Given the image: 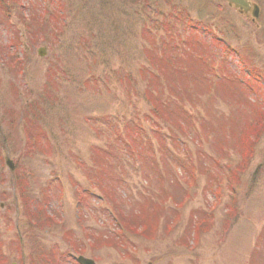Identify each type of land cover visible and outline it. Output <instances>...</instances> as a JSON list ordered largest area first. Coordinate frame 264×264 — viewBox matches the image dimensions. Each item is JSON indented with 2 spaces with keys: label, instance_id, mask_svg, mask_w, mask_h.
I'll return each mask as SVG.
<instances>
[{
  "label": "rangeland",
  "instance_id": "374dc122",
  "mask_svg": "<svg viewBox=\"0 0 264 264\" xmlns=\"http://www.w3.org/2000/svg\"><path fill=\"white\" fill-rule=\"evenodd\" d=\"M249 1L256 18L225 0H0V264H264V0Z\"/></svg>",
  "mask_w": 264,
  "mask_h": 264
},
{
  "label": "trees",
  "instance_id": "16d2710c",
  "mask_svg": "<svg viewBox=\"0 0 264 264\" xmlns=\"http://www.w3.org/2000/svg\"><path fill=\"white\" fill-rule=\"evenodd\" d=\"M151 63L153 64V61L151 60ZM162 65H164V63H163V61H162ZM150 66L151 67H153V65H151L150 64ZM140 71H141V73H142V75H143V77L147 80V81H149V87H151V86H153V85H155V86H157V77H156V75L154 74V72L152 71V68L150 69V70H141L140 69ZM130 75H131V73H130ZM120 76H121V74H120ZM125 76H127L124 80H125V83H126V86H128L127 88H129V89H132L133 90V83H134V80H130V78L128 77V75H125ZM122 77V76H121ZM147 94V93H146ZM148 95V97H149V99L151 100V103H152V109H153V113L155 114V116L154 117H157V121H158V119L161 121V122H163V120H168L167 119V117H170V113H169V107L167 106V105H169V103L168 102H166V101H163V99H162V94H161V92L160 91H157L156 93L153 91V90H150V92L147 94ZM161 101V102H160ZM169 108V109H168ZM179 113H180V115L181 116H183L184 115V112L183 113H181V111L180 112H178L177 114H176V117L179 115ZM179 115V116H180ZM175 123H177V122H173V124H175ZM131 124V123H130ZM131 128H132V126H131ZM120 135V134H119ZM117 138H119V136L117 137ZM117 140H119V139H117ZM131 141V140H130ZM105 155L106 156H111V157H113V160L118 164V162L121 160L120 159V155L118 154V156L116 157L115 156V154L113 155L112 154V152H106L105 153ZM150 160V159H149ZM147 161L145 162V163H143L144 164V167H146L147 166ZM148 166H150V170L151 171H155V168H154V163L153 162H149L148 163ZM168 169H170V166L169 167H167ZM113 179H115L116 180V183H119L118 181H117V178H113ZM119 184H121V183H119ZM101 185H103V183L102 184H100V186ZM50 188H52V185H51V187ZM46 192H47V190H45L44 192H43V194H42V196H41V201L45 204V203H47V202H50L51 200H52V190L50 189V194H47L46 195ZM45 193V194H44ZM101 196V195H100ZM101 197H103V196H101ZM37 207H39V206H37ZM40 212L41 211H39V212H37V217L35 218V219H38V216H39V218H40ZM27 218H28V220H26L25 219V221H26V223H28V222H31V221H33V219H31V215L28 213L27 215ZM34 219V220H35ZM129 223V222H128ZM140 227H142L143 229H142V231L141 232H144V230H146V228H147V226L146 225H140L139 226V228ZM138 228V229H139Z\"/></svg>",
  "mask_w": 264,
  "mask_h": 264
},
{
  "label": "water",
  "instance_id": "95a60500",
  "mask_svg": "<svg viewBox=\"0 0 264 264\" xmlns=\"http://www.w3.org/2000/svg\"><path fill=\"white\" fill-rule=\"evenodd\" d=\"M227 1H228L229 4L233 3L235 6L239 7L240 9H244V10H247L248 6H249V3H248L247 0H227ZM256 12H257V8H256V6H254L252 14L256 15ZM40 53H42V51H40ZM6 164L9 166L10 169H12L11 161H9L7 159L6 160ZM78 261L81 264H93V262L91 260L85 259V258H82V257H79Z\"/></svg>",
  "mask_w": 264,
  "mask_h": 264
}]
</instances>
